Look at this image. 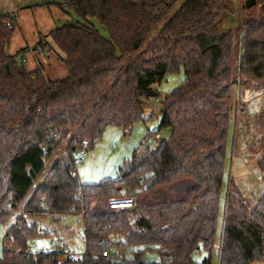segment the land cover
Segmentation results:
<instances>
[{
  "label": "trees",
  "instance_id": "trees-1",
  "mask_svg": "<svg viewBox=\"0 0 264 264\" xmlns=\"http://www.w3.org/2000/svg\"><path fill=\"white\" fill-rule=\"evenodd\" d=\"M65 2L81 20L49 34L68 70L59 80L40 68L28 70L19 60L24 50L8 54L17 23L0 12V222L8 223L21 207L3 235L0 264H212L232 85L237 80L264 88V5L257 11L256 0L242 25L222 32L223 19L233 12L230 0ZM182 65L186 79L161 101L155 142H142L116 178L82 182L74 174L75 150L85 137L91 145L107 124L140 120L142 99L156 96V85ZM257 122L264 131V104ZM164 127L172 129L168 140L158 135ZM64 142L66 153L34 187ZM257 151L264 183V137ZM183 180L194 186L176 200L138 205L135 197L131 209L107 204L124 192L146 194ZM48 214L55 219L82 214L80 259L61 260L54 250L29 251L41 227L30 218ZM222 220L220 264L264 260V191L249 207L234 186L226 194ZM153 249L160 260L145 261L144 253ZM202 250L208 255L199 261Z\"/></svg>",
  "mask_w": 264,
  "mask_h": 264
},
{
  "label": "rangeland",
  "instance_id": "rangeland-1",
  "mask_svg": "<svg viewBox=\"0 0 264 264\" xmlns=\"http://www.w3.org/2000/svg\"><path fill=\"white\" fill-rule=\"evenodd\" d=\"M56 1L63 3L64 0ZM230 3L233 6V12L223 19L220 26L222 32L237 29L242 25L244 18L248 17L253 10V7L246 8L245 1L235 3L230 0ZM180 4L181 2L178 5ZM256 4L255 9L258 11L264 5V0H257ZM235 73L234 71V76H236ZM185 79V68L182 65L177 72L168 73L166 78L156 85V96L142 99L144 110L140 120L135 121L132 125L128 123L107 124L101 138L87 148L85 159L80 160L76 156L74 174L85 183H99L107 178H116L119 174V167L125 161L131 159L136 151L141 150L142 142L147 141L150 144L155 142L154 131L158 129L160 123L161 101L178 88ZM236 81L232 85V125L229 132L220 195V216L217 223L214 247L211 251L212 264H220L219 245L227 192L234 191V186H237L247 205L253 207L264 191L261 171L257 166V147L259 141L264 137V131L257 122V114L264 104V88L253 82L248 85H239ZM105 119H107V116ZM91 124L92 121H89L88 125L91 126ZM171 133L172 129L170 127H164L158 135L159 138L168 140ZM85 139L90 142L89 137H85ZM66 150L67 148L63 151L64 154ZM55 159L56 156L47 162L46 171L51 169ZM38 182L39 179L34 187L37 186ZM193 186V180H183L146 194L126 193L122 190V193L124 192L122 196L133 195L137 198L138 205H147L179 199ZM98 203L101 206L104 205L103 201ZM20 211L21 207L18 208L8 223L0 222V256L3 252L4 232ZM30 219L39 221L41 227L48 232V234L40 235L29 241L28 249L32 253L52 251L53 248L50 242L53 236H59L56 240L62 242L73 241V256L76 260L80 259L85 253L82 214L61 215L56 219L48 214ZM112 250H116L115 247H112ZM207 255L208 253L202 250L196 255V258L201 261ZM143 259L148 262H157L160 260V255L155 249L148 250L144 253ZM262 262L258 261L253 264H263Z\"/></svg>",
  "mask_w": 264,
  "mask_h": 264
},
{
  "label": "crops",
  "instance_id": "crops-1",
  "mask_svg": "<svg viewBox=\"0 0 264 264\" xmlns=\"http://www.w3.org/2000/svg\"><path fill=\"white\" fill-rule=\"evenodd\" d=\"M0 12L11 14L17 23L7 47L8 54L16 55L24 50L19 60H23L27 69L40 68L51 80H59L68 76L67 67L62 60L64 54L52 42L49 34L56 28L81 20L73 9L62 7V3L56 0H22L19 3L15 0H0ZM89 20L103 35L108 36L105 27L95 19L90 18ZM66 148L67 143L64 142L53 156H56L55 161L64 154L63 151ZM46 169L39 177L38 184L49 173L50 169L48 171ZM57 238L59 236L51 237V242ZM71 243L73 244V241ZM60 259H65V256L61 255ZM262 263L264 264V260Z\"/></svg>",
  "mask_w": 264,
  "mask_h": 264
},
{
  "label": "built area",
  "instance_id": "built-area-1",
  "mask_svg": "<svg viewBox=\"0 0 264 264\" xmlns=\"http://www.w3.org/2000/svg\"><path fill=\"white\" fill-rule=\"evenodd\" d=\"M17 3H19L22 0H15ZM246 0H232V2L235 3H241ZM62 7H66V2L65 0L62 3ZM9 25V23H7ZM90 146V142L88 139H85L81 142L79 147L75 150L76 156L79 157L80 160L85 159L86 151L87 148ZM140 183H142V180H139ZM107 204L109 205L110 208L112 209H122V208H134L136 205V199L134 196H124V197H114V198H109L107 200ZM45 229L43 227H40L38 229V233L40 235H43L45 233ZM51 247L53 248L54 251H57L61 253V255L65 256V258L69 257L71 259H75L73 256L74 250H73V245L71 242H62L59 240H54L51 242ZM19 253H16V256H18Z\"/></svg>",
  "mask_w": 264,
  "mask_h": 264
},
{
  "label": "water",
  "instance_id": "water-1",
  "mask_svg": "<svg viewBox=\"0 0 264 264\" xmlns=\"http://www.w3.org/2000/svg\"><path fill=\"white\" fill-rule=\"evenodd\" d=\"M256 3V0H246L245 1V6L246 8L250 9L251 7H253Z\"/></svg>",
  "mask_w": 264,
  "mask_h": 264
}]
</instances>
